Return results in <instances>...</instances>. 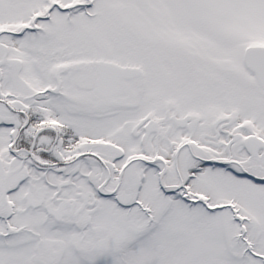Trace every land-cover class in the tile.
I'll return each mask as SVG.
<instances>
[{"label": "snow or ice", "instance_id": "snow-or-ice-1", "mask_svg": "<svg viewBox=\"0 0 264 264\" xmlns=\"http://www.w3.org/2000/svg\"><path fill=\"white\" fill-rule=\"evenodd\" d=\"M0 264H264V0H0Z\"/></svg>", "mask_w": 264, "mask_h": 264}]
</instances>
